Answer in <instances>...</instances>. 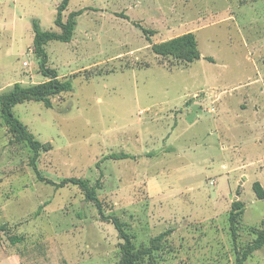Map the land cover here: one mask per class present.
<instances>
[{"label": "rangeland", "instance_id": "rangeland-1", "mask_svg": "<svg viewBox=\"0 0 264 264\" xmlns=\"http://www.w3.org/2000/svg\"><path fill=\"white\" fill-rule=\"evenodd\" d=\"M61 1L0 0V93L47 80L32 22L61 34ZM78 10L71 40L44 45L72 90L11 109L39 173L87 179L103 216L78 185L37 178L0 103V264H120L112 217L151 248L136 264H264V245L239 263L264 230V0H69L62 22ZM187 32L198 60L152 50Z\"/></svg>", "mask_w": 264, "mask_h": 264}, {"label": "trees", "instance_id": "trees-1", "mask_svg": "<svg viewBox=\"0 0 264 264\" xmlns=\"http://www.w3.org/2000/svg\"><path fill=\"white\" fill-rule=\"evenodd\" d=\"M68 1L69 0H62L57 7V16L55 18V23L63 29V32L61 34H57L52 31L42 30L37 19H33L32 27L34 33V53L37 57H39L40 72L43 74V76L47 77V80L41 83L32 84L28 86H23L20 83L16 82L13 84L12 88L8 92L0 93L1 118L6 124L10 126L11 130L17 134L18 138L25 141L28 146L32 149V167L39 180L44 181L46 184L58 186H63L67 183L78 185L85 192L87 200L93 201L97 204L99 214L103 216L96 195V186L90 187L89 181L87 179L66 178L57 184L54 183L52 180L45 179L39 173L35 165V161L38 157V152L42 145L26 129L24 124L14 116L11 109L14 104L20 103L24 100L41 101L45 104V106L50 107L51 96L58 95L62 92H69L72 90V82L69 79L60 80L55 70L46 67L47 54L44 49V45L51 40H58L62 42H69L71 40L73 31L76 26L75 17L80 15L82 13V10L71 12L68 15L66 22L63 23L61 19V13L66 9ZM143 31L147 32L145 29H143ZM152 50L155 54L161 56L171 55L175 59L187 63L194 62L200 58L196 39L192 32H187L171 39H168L166 41L155 43L152 45ZM108 158L126 159L128 158V155L125 153H112L108 156ZM252 188L257 198H264V189L258 181L253 183ZM240 204L241 203L239 201H236L233 203V206L238 207L240 206ZM232 218L233 217H231V219ZM111 221L123 240V243L121 245L122 260L120 264H136L139 258L144 257L147 253L150 252L151 248L138 251L135 250L131 236L123 229V223H121L115 217H112ZM258 232L259 234L256 240L252 244L248 245L247 248L243 251L239 263L244 261L254 250L260 249L264 245V230H260Z\"/></svg>", "mask_w": 264, "mask_h": 264}]
</instances>
